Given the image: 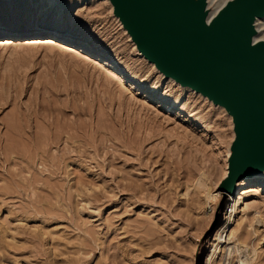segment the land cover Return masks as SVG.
<instances>
[{
    "label": "rangeland",
    "instance_id": "1",
    "mask_svg": "<svg viewBox=\"0 0 264 264\" xmlns=\"http://www.w3.org/2000/svg\"><path fill=\"white\" fill-rule=\"evenodd\" d=\"M0 22L25 32H0V264H264V178L223 189L231 117L137 53L113 7L0 0ZM43 26L129 67L47 48ZM217 184L239 200L233 222L207 202ZM230 221L242 249L228 258Z\"/></svg>",
    "mask_w": 264,
    "mask_h": 264
},
{
    "label": "water",
    "instance_id": "2",
    "mask_svg": "<svg viewBox=\"0 0 264 264\" xmlns=\"http://www.w3.org/2000/svg\"><path fill=\"white\" fill-rule=\"evenodd\" d=\"M142 56L166 78L206 97L232 118L223 189L264 173V40L255 41L264 0H108Z\"/></svg>",
    "mask_w": 264,
    "mask_h": 264
},
{
    "label": "bare ground",
    "instance_id": "3",
    "mask_svg": "<svg viewBox=\"0 0 264 264\" xmlns=\"http://www.w3.org/2000/svg\"><path fill=\"white\" fill-rule=\"evenodd\" d=\"M59 1V0H57ZM88 0H79V3H83V2H86ZM104 2H106V5H108L110 7V9L112 10V6L109 4V1L108 0H102ZM229 0H209V3H208V6H209V9L211 11L210 13V17H214L216 16L219 11L224 7V5L228 2ZM117 18V17H116ZM255 27H256V30H257V35L255 36V41H261V40H264V18H258L256 20V23H255ZM21 28L17 27V26H14L12 24H9V23H4V22H0V32L2 33H5L7 36L8 35H11V33H15V34H21V33H25L23 31L20 30ZM124 29V28H123ZM125 30V29H124ZM126 31V30H125ZM34 32L36 33V35H39L38 33H41L40 36H46V38H44L42 41H43V45H46L45 47L49 48V47H56L55 50H57V47L58 49L60 48V51H61V48H68L69 46L68 45H72L73 46V49L75 50V52L77 53H82V52H86L88 54L92 53L96 58L97 60L99 59H102L107 65H111L112 67L114 68H119V67H124V69L128 68V62L124 59V57L116 54V53H113V52H108L106 50H102L101 48H98V47H95L94 45H91L89 44L88 42L86 41H83L79 38H77V36L73 33V32H69V31H63L60 29V27H56L52 30H49L47 28V26H43V27H37L36 30H34ZM126 34H127V31H126ZM128 35V34H127ZM129 37V36H128ZM1 45L2 44H10L12 43L11 42V39H4V40H1ZM14 43V42H13ZM42 44V43H41ZM0 45V47H1ZM11 46H13V44H10ZM9 45V46H10ZM49 45V46H48ZM8 46V48H9ZM10 46V47H11ZM3 47V45H2ZM135 49H136V46L134 45ZM5 47H3L4 49ZM7 48V47H6ZM7 48V49H8ZM54 50V49H53ZM137 53L138 50L136 49ZM153 64V63H152ZM106 65V66H107ZM153 66V65H152ZM161 75V74H160ZM161 77H164L163 75H161ZM168 79H171V78H168ZM178 84V83H177ZM201 95V94H200ZM204 97V96H203ZM206 98V97H205ZM221 108L220 110H223L224 108L220 107ZM227 113V112H226ZM232 119V118H231ZM233 123V122H232ZM234 138V135L232 136V139ZM232 142V140H231ZM230 145V144H229ZM230 153H231V150H230V147H228V150H227V154H226V158L228 159L230 157ZM228 161V160H227ZM228 164V163H227ZM228 173H229V167L227 168L226 171H224V173L222 174L221 176V179L225 180L226 177L228 176ZM263 179L264 178V173L260 174V175H257L254 177V179ZM220 179V180H221ZM252 179V178H251ZM246 180L244 179L243 182H241L240 184H238L239 186L242 185ZM203 184V183H202ZM201 184V185H202ZM219 184V183H218ZM218 184L215 186V187H212V188H209L208 189V192H206L207 194V202H212L214 204V206L216 204L219 203V200L222 201V205H229L230 207H232V215L230 216L231 217V221L233 222V216L237 210V205H238V201L235 200L231 194H227L225 195L223 193V191L221 190L220 187H218ZM214 185V184H213ZM238 186V187H239ZM202 188H205V185L202 186ZM205 190V189H204ZM205 192V191H204ZM205 194V193H204ZM209 202V203H210ZM263 216V215H262ZM257 217V216H256ZM261 217V216H259ZM258 217V220H256L258 222V225H264V220L262 218H259ZM229 222L227 225L225 226H222L217 235H216V240L219 241V245L217 247V249L220 248L222 250H226L228 252V256L226 254V256L228 258H230L232 256V254H234V252H239L241 251L242 247V238L240 237V235H238L239 233H236V232H232L230 233L229 232V225L232 223V222ZM251 228V227H250ZM251 231V230H250ZM263 231V230H262ZM241 232V231H240ZM230 233V234H229ZM254 233V231H253ZM256 235V234H255ZM250 237V236H249ZM236 239V240H235ZM234 240V242H233ZM237 243H236V242ZM245 246V245H244ZM259 246V245H258ZM216 249V250H217ZM246 249H248V247H246ZM250 249V248H249ZM248 249V250H249ZM247 250V252H248ZM246 251V250H245ZM216 252V251H215ZM251 252V251H250ZM257 252V249L255 248H252V253L253 254H256ZM215 254V253H214ZM214 254L213 255H210V257L208 258L206 264H212L213 263V257H214ZM249 253H247L248 255ZM240 255V254H239ZM251 256V254H250ZM249 258V255L242 258L240 260V264H248L249 260L247 259Z\"/></svg>",
    "mask_w": 264,
    "mask_h": 264
}]
</instances>
